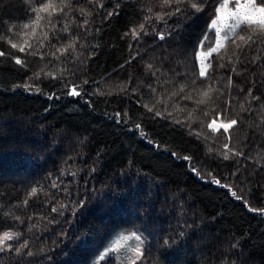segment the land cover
<instances>
[{"label": "trees", "instance_id": "trees-1", "mask_svg": "<svg viewBox=\"0 0 264 264\" xmlns=\"http://www.w3.org/2000/svg\"><path fill=\"white\" fill-rule=\"evenodd\" d=\"M39 2L0 0V36L36 45L49 33L39 48L43 59L0 40L6 53L0 57V234L20 233L0 251V264H123L99 254L131 229L146 237L136 264H264V211H252L264 209V43L241 51L229 39L219 50L224 59L206 58L210 82L223 95L197 105L204 79L198 53L207 42L200 44L205 36L214 39L211 21L222 0H204L191 19L172 17L166 24L145 21L156 0H102V8L73 0L74 8L91 14L66 9L67 19L53 17L59 19L54 32L15 36ZM140 24L149 34L137 40L131 30ZM157 32L172 35L160 40ZM77 37L75 50L57 51ZM62 69L68 70L63 79ZM25 84L32 87H18ZM72 84L82 85V96L67 94ZM181 84L189 87L168 99ZM250 91L259 100L248 104ZM187 93L193 99L185 100ZM161 97L165 102L156 103ZM145 104L172 115L155 116ZM214 118L238 124L217 133L207 127ZM233 148L244 155L224 160L220 153L231 157Z\"/></svg>", "mask_w": 264, "mask_h": 264}, {"label": "snow or ice", "instance_id": "snow-or-ice-1", "mask_svg": "<svg viewBox=\"0 0 264 264\" xmlns=\"http://www.w3.org/2000/svg\"><path fill=\"white\" fill-rule=\"evenodd\" d=\"M92 4H99V7H104V4L102 0H89ZM119 5H117L118 7ZM66 9H72V11H79L82 15H90V11L85 10L84 8L80 7H73V0H40V2L36 6H30L29 10L34 13V18L30 19L28 23H25L21 26L20 31H13L15 26H13V29H9V31H13V34L15 36H30L33 39L37 37V29L38 28H51L53 32L55 31L56 24L59 23V19L54 20L53 17H60L64 16L65 19H67V13ZM204 9V0H156V6L155 10L153 7H147L146 11L149 13V15L145 16V21L151 23L156 20H159L163 23H167L168 19H171L172 17H181L185 16L188 19H191L192 16L195 13L202 12ZM217 16L215 19L211 21V28L215 29L214 32V39L209 40L207 36L203 38V41L200 44L201 48L205 47V41L207 42L206 50L200 51L198 53V58L200 59V71H199V77H203V87L199 89L197 92V95L199 96V99L195 101L197 105H207L209 102L214 101V97L216 94L223 95V93H220V90L210 82L211 77L207 74L206 68L210 67L211 65H205L204 61L206 58L211 57L213 53H217L219 56V50L221 48L225 47V41H228L231 39V44L235 49H239L243 51L245 48H251L253 45L257 43H264V0H234V3L231 8H229V0H222L220 3V6L216 9ZM111 14H118L115 13V9L113 10V13ZM228 20H231L232 23H227ZM45 22L43 25L41 22ZM74 22V21H73ZM179 19H177V23H179ZM87 21H85V24ZM31 28V32L23 31L26 29ZM227 29V32L224 35H221L220 33L224 31V29ZM237 29L240 31L237 32ZM68 25L65 24L62 31H67ZM131 34L134 39L139 40L141 34L148 35L149 32L145 26V24H140L137 28H133L131 30ZM42 39H37V44L33 45L28 39L22 40V42H13V38L11 36H0V40L5 41L7 44L11 46L12 49H16L20 53H26L27 55L31 56H37L38 54L41 56V59H43V54L40 53L39 48L44 45V41L48 39L49 33L47 31H43L41 33ZM156 35L159 37L160 40H165L166 36H171V32H157ZM76 39H73L68 45L62 46L60 49H57L61 53V55L68 53L69 50H75L76 48ZM214 45V46H213ZM35 49V50H32ZM31 50V51H29ZM6 53L4 51H0V57H4ZM7 55L11 56V53H8ZM52 55H56L55 52L52 53ZM233 55H236L235 52H233ZM15 60V63L20 65L23 68L27 67V64L24 60L20 59L18 56L12 57ZM59 59V57H57ZM220 59H224L223 56H219ZM239 60V57L237 56V61ZM219 67H224V64H220ZM147 68L150 72L155 75V71H153L154 66L149 63L147 65ZM43 71V70H42ZM67 69L59 70V77L63 79L64 74L67 72ZM158 71V69H157ZM232 71H236L235 68L232 69ZM37 73H34L33 76L38 78ZM47 75L49 77L53 76V73L48 72ZM84 83H87V81H84ZM195 83V81H193ZM18 87H24L30 89L32 85L25 84V85H18ZM65 88H69V84H64ZM151 87V86H149ZM189 87L186 84L179 85L177 91L172 92L168 99H170L172 96H178L181 93L185 92V88ZM80 89V90H78ZM155 91V89H152ZM122 91H126V89H122ZM242 91V89H241ZM74 97H80L83 95L82 91V85L80 84H72L70 87L69 92L67 93ZM248 96L251 97V99L247 100L248 104H251L252 100H259V97L252 96L251 91L248 93ZM185 100H191L193 99L191 93H187L184 95ZM165 102V98L161 97L156 101V103L162 104ZM227 105V102H225ZM144 107L148 109L149 112H153L155 116H162L164 113H167L168 116H171L172 114L170 112H167V109L164 110V112H161L160 110H157L156 104H152L149 106L148 104H145ZM241 109L243 111H248L244 105H241ZM199 109H194L193 111H189L188 113V119L191 121V123H196L197 121L193 119V112L198 111ZM183 111V109H181ZM208 112H204V116H208ZM217 116L221 115V113H217ZM227 118V117H225ZM176 123H185V121L176 120ZM238 124L237 119H229L227 123H220L217 124L215 118L211 121V123L207 124V127L212 129L213 132H220V129L223 128L224 132L227 133L230 129H232L234 126ZM137 128H140V125L136 126ZM198 138L203 136L205 139H208L206 134L203 132H196L194 133ZM228 140H231V137H227ZM225 148L228 147L227 144L224 145ZM213 149L209 148V152H212ZM230 151L233 153V155L230 157L228 152H221L220 155L224 160H229L234 157L243 156L244 153L242 151H238L235 148L230 149ZM185 160L191 159V157L185 156L183 157ZM193 171L200 175L199 170L193 168ZM213 183L221 184L220 180H216L213 178ZM222 187H230L229 185H221ZM31 196L37 195V189L33 188L30 193ZM232 196H234L236 199L240 200L243 199L241 196H238L235 191L232 192ZM28 201L25 200L24 204H27ZM63 207V206H61ZM52 211H57L56 208H53ZM252 211H264V209H255L253 208ZM19 219V217H17ZM20 233H14L11 231H5L0 235V251H3L5 247L8 245L6 244L7 241H12L13 239L19 238ZM123 239H128V237H124ZM135 239L137 241H140L139 236H135ZM28 244L27 242L20 245V247L17 249V252H20V249L27 248ZM134 253V258L131 261V264H136V260L143 258V253L139 249V247H135L132 249ZM28 256H32V252L27 253ZM105 257H101V259H104Z\"/></svg>", "mask_w": 264, "mask_h": 264}, {"label": "rangeland", "instance_id": "rangeland-1", "mask_svg": "<svg viewBox=\"0 0 264 264\" xmlns=\"http://www.w3.org/2000/svg\"><path fill=\"white\" fill-rule=\"evenodd\" d=\"M231 0H229V8H231ZM227 23H232L231 20H228ZM215 30V29H214ZM227 32L225 28L220 34L224 35ZM206 65V61H204ZM217 124L223 123L216 121ZM10 231V230H7ZM5 232V231H4ZM12 232V231H11ZM2 235V233L0 234ZM135 236H139L141 239L137 241ZM128 237V239H123ZM146 237L142 230L140 229H131L129 231H121L111 238L99 254V257H106L108 255H113L117 260L121 261L123 264H131L132 259L134 258L133 248L139 247L141 252L145 249Z\"/></svg>", "mask_w": 264, "mask_h": 264}]
</instances>
